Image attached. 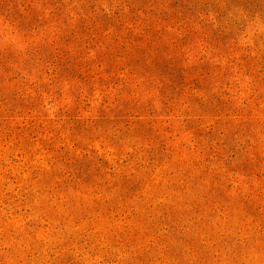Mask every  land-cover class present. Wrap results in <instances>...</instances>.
<instances>
[{
  "label": "rangeland",
  "instance_id": "obj_1",
  "mask_svg": "<svg viewBox=\"0 0 264 264\" xmlns=\"http://www.w3.org/2000/svg\"><path fill=\"white\" fill-rule=\"evenodd\" d=\"M0 264H264V0H0Z\"/></svg>",
  "mask_w": 264,
  "mask_h": 264
}]
</instances>
